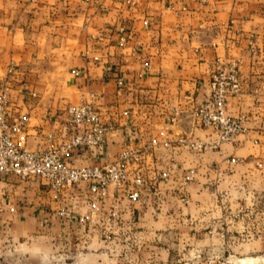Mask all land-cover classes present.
Here are the masks:
<instances>
[{
	"label": "crops",
	"instance_id": "0c3cea01",
	"mask_svg": "<svg viewBox=\"0 0 264 264\" xmlns=\"http://www.w3.org/2000/svg\"><path fill=\"white\" fill-rule=\"evenodd\" d=\"M233 61L242 93L228 100L227 113L242 117L244 130L214 149L179 143L180 136L216 139L193 111L214 74ZM4 84L17 111L30 114L21 139L31 148L64 128L61 109L94 100L114 129L99 148L75 151L76 165L113 161L125 147L150 145L163 128L171 142L145 160L149 178L169 175L145 191L134 226L113 241L60 214L86 212V188L57 199L40 179L7 175L0 261L46 264L76 253L98 264H134L140 256L167 264L173 246L224 250L242 261L264 257V170L256 165L264 157V89L255 93L264 84V0H0Z\"/></svg>",
	"mask_w": 264,
	"mask_h": 264
},
{
	"label": "built area",
	"instance_id": "2783aa9c",
	"mask_svg": "<svg viewBox=\"0 0 264 264\" xmlns=\"http://www.w3.org/2000/svg\"><path fill=\"white\" fill-rule=\"evenodd\" d=\"M254 42L252 37L250 43L253 49ZM123 83L120 78L119 84ZM241 85L238 62L223 64L213 76L211 92L204 104L193 111L202 127L216 130V139L203 142L180 136L177 141L189 144L194 150H208L234 139L244 127L242 117L228 115L227 104L231 97L242 93ZM262 89L264 84L256 88V95ZM10 90L8 84L0 88V180L9 174L23 181L40 179L53 189L57 199L66 191L84 187L88 203L86 212L74 213L63 208L60 214L87 229L97 230L106 241L127 234L138 218L136 209L146 199L145 191L157 190L158 182L169 175L166 171L149 178L145 166L147 155L154 147L171 142L168 131L161 129L145 147L123 148L113 161L76 165L72 162L75 151L99 148L107 142L108 134L114 129L112 123L103 120L94 100H82L61 109L59 115L65 121L64 128L51 130L43 147L31 148L21 139L29 126L30 114L17 111ZM33 96H36L35 92ZM16 112L18 116L13 118ZM170 120L175 122L176 115ZM256 165L264 170V157L258 159ZM186 178L192 180L193 177L187 175Z\"/></svg>",
	"mask_w": 264,
	"mask_h": 264
},
{
	"label": "rangeland",
	"instance_id": "374dc122",
	"mask_svg": "<svg viewBox=\"0 0 264 264\" xmlns=\"http://www.w3.org/2000/svg\"><path fill=\"white\" fill-rule=\"evenodd\" d=\"M174 237H171L173 241ZM82 250V249H81ZM80 250V251H81ZM83 251V250H82ZM76 252V250L74 251ZM169 262L167 264H264V257H258V259H252L248 261H242L237 256H232L230 253H225L224 250H206L204 252L194 251L191 247H170L169 249ZM93 258V257H92ZM88 256L76 257V253L70 254L66 259L58 260L55 263L46 264H98L97 258L95 260H89ZM0 264H37L34 262H23L22 258H15L10 262L0 261ZM101 264H118L113 263L112 260H106ZM134 264H154L148 261V257H139Z\"/></svg>",
	"mask_w": 264,
	"mask_h": 264
}]
</instances>
